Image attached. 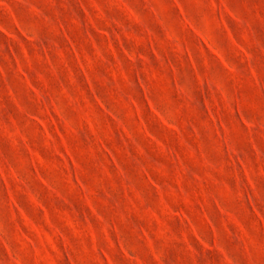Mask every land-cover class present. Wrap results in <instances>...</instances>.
Listing matches in <instances>:
<instances>
[{
	"label": "clouds",
	"instance_id": "obj_1",
	"mask_svg": "<svg viewBox=\"0 0 264 264\" xmlns=\"http://www.w3.org/2000/svg\"><path fill=\"white\" fill-rule=\"evenodd\" d=\"M0 84V264H264V0H0Z\"/></svg>",
	"mask_w": 264,
	"mask_h": 264
},
{
	"label": "rangeland",
	"instance_id": "obj_2",
	"mask_svg": "<svg viewBox=\"0 0 264 264\" xmlns=\"http://www.w3.org/2000/svg\"><path fill=\"white\" fill-rule=\"evenodd\" d=\"M102 2V0H101ZM71 3L73 4H78V0H71ZM79 10V8L77 9ZM86 15V14H85ZM113 15H116L113 13ZM98 39L102 42L103 37H98ZM191 39V38H189ZM222 39V38H221ZM67 42L69 45H71V52L69 53L68 56V62L72 67H76L77 61L72 59L73 55H76V49L79 48L80 52L79 55L84 54V49L85 46H91L95 47V45H90L88 41H85L82 38V33L78 31H72L70 35L65 36L60 40V44L63 46ZM115 51H119V48L116 47ZM201 54H203V49H200ZM17 88V93L16 95L19 97L21 103H24L28 105V107H31L30 104H28V101L25 96V89L23 85L21 84H16L15 85ZM86 91V89H85ZM83 94V92H81ZM0 103L4 104L7 111L15 115V105L12 103V101L8 98L6 91L4 90V86L0 84ZM47 119L51 123V130L52 132L60 139V142L62 146L64 147V151L69 155V158H71V153L72 149H75L76 151H82L79 145H72L71 148L69 145H67L64 141V136L65 133L61 131V129L57 126V118L54 116V114H50ZM19 123H23L22 118H18ZM106 127H107V122H105ZM39 126V125H38ZM33 130L32 129H27L26 134L29 137V140L32 141L34 139L32 135ZM163 135V133H161ZM164 140L167 141L168 137L164 135ZM98 143L102 145L101 152L104 154L111 152L116 153V155L119 157L121 160L122 164L128 165L129 161L127 158L123 155L122 149L120 145L116 142L115 138L111 135V128L107 127V131L105 132L104 139L100 140L98 138ZM38 145L33 144L32 145V150L38 149ZM148 150L153 151L152 146L148 145ZM0 152L4 153L5 156L11 155L12 150L10 149L9 145L7 144L6 141L3 139H0ZM47 155V154H45ZM159 156L160 154L157 153ZM11 193H12V186L9 184L7 180L0 182V200H8L11 198ZM42 199L46 204V208L44 210V217L47 218L50 222L46 224V227L55 229L56 227L61 226L64 222H66L69 217H70V209H71V204L68 203L67 201L61 202L59 199H51L47 196L46 193H41ZM17 202L20 203L25 210L29 213V216L34 220L43 223L41 220V216L39 213H37L35 216L32 215L31 208L27 204V202L24 199L23 195L17 194ZM74 200H76L77 205L80 209L81 212L84 210V203L82 201L81 197H73ZM236 211H239L237 208ZM71 214L75 215V212H72ZM177 264H182V261L179 256H177ZM210 264H215V262H210Z\"/></svg>",
	"mask_w": 264,
	"mask_h": 264
}]
</instances>
